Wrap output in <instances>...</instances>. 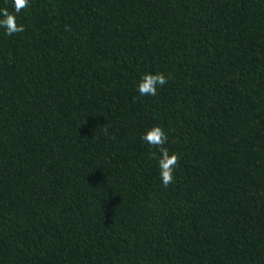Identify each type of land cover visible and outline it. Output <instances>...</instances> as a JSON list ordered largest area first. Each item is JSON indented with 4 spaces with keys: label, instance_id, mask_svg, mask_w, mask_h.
<instances>
[{
    "label": "trees",
    "instance_id": "obj_1",
    "mask_svg": "<svg viewBox=\"0 0 264 264\" xmlns=\"http://www.w3.org/2000/svg\"><path fill=\"white\" fill-rule=\"evenodd\" d=\"M18 23L0 264H264V0H31ZM146 73L168 78L154 97ZM153 127L179 156L167 188Z\"/></svg>",
    "mask_w": 264,
    "mask_h": 264
},
{
    "label": "clouds",
    "instance_id": "obj_2",
    "mask_svg": "<svg viewBox=\"0 0 264 264\" xmlns=\"http://www.w3.org/2000/svg\"><path fill=\"white\" fill-rule=\"evenodd\" d=\"M31 0H13L14 13L7 9H0V29L4 34L11 37L25 30L22 23H18V17L22 9H27ZM168 83V78L162 73H146L140 78L137 91L140 96H156L158 92ZM142 141L154 149L153 155L159 153L156 164L159 169V176L162 185L167 188L175 183L176 170L179 167V156L170 152L166 145L169 143V136L161 127H153L141 136Z\"/></svg>",
    "mask_w": 264,
    "mask_h": 264
}]
</instances>
